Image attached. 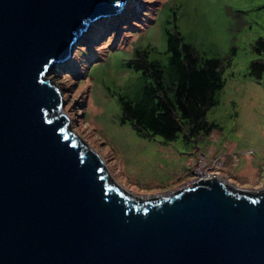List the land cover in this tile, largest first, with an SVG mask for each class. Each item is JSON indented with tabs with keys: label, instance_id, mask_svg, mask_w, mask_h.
I'll list each match as a JSON object with an SVG mask.
<instances>
[{
	"label": "water",
	"instance_id": "1",
	"mask_svg": "<svg viewBox=\"0 0 264 264\" xmlns=\"http://www.w3.org/2000/svg\"><path fill=\"white\" fill-rule=\"evenodd\" d=\"M127 0H0V264H264V188L135 196L70 130L48 72Z\"/></svg>",
	"mask_w": 264,
	"mask_h": 264
},
{
	"label": "rangeland",
	"instance_id": "2",
	"mask_svg": "<svg viewBox=\"0 0 264 264\" xmlns=\"http://www.w3.org/2000/svg\"><path fill=\"white\" fill-rule=\"evenodd\" d=\"M179 33L207 59H228L224 87L206 120L210 135L187 141L139 136L121 123L119 97L137 101L145 79L128 68L137 48L167 70V36ZM264 0H133L116 17L90 24L71 59L48 72L62 93L70 130L105 161L114 181L135 196L169 194L194 179L199 154L219 158V177L250 191L264 188V72L251 75L250 64L264 62ZM225 61V60H224Z\"/></svg>",
	"mask_w": 264,
	"mask_h": 264
},
{
	"label": "trees",
	"instance_id": "3",
	"mask_svg": "<svg viewBox=\"0 0 264 264\" xmlns=\"http://www.w3.org/2000/svg\"><path fill=\"white\" fill-rule=\"evenodd\" d=\"M264 49V39L255 47ZM167 70L157 61L149 60V50L137 48L128 68L149 79L140 98L133 102L119 97L121 123H129L141 137H161L170 142L183 134L187 141L200 135H210L217 125L206 120L207 111L216 105V95L224 87L223 73L230 65L228 59H207L179 33L168 32ZM225 60V61H224ZM251 75L260 79L264 72L261 59L250 64Z\"/></svg>",
	"mask_w": 264,
	"mask_h": 264
},
{
	"label": "built area",
	"instance_id": "4",
	"mask_svg": "<svg viewBox=\"0 0 264 264\" xmlns=\"http://www.w3.org/2000/svg\"><path fill=\"white\" fill-rule=\"evenodd\" d=\"M222 166V161L217 157L209 159L206 154H199L197 161L195 162L194 179L186 184V186H192V184L197 183L201 180L209 179H223L219 177V173L216 169ZM224 180V179H223Z\"/></svg>",
	"mask_w": 264,
	"mask_h": 264
},
{
	"label": "snow or ice",
	"instance_id": "5",
	"mask_svg": "<svg viewBox=\"0 0 264 264\" xmlns=\"http://www.w3.org/2000/svg\"><path fill=\"white\" fill-rule=\"evenodd\" d=\"M100 2H102V0H100ZM113 2L115 4H120L121 3V0H113ZM128 2H129V6H132L133 5V0H128Z\"/></svg>",
	"mask_w": 264,
	"mask_h": 264
}]
</instances>
